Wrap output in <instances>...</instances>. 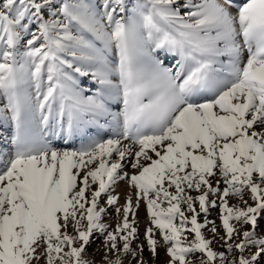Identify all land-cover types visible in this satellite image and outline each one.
<instances>
[{
	"label": "snow or ice",
	"instance_id": "snow-or-ice-1",
	"mask_svg": "<svg viewBox=\"0 0 264 264\" xmlns=\"http://www.w3.org/2000/svg\"><path fill=\"white\" fill-rule=\"evenodd\" d=\"M0 102V264H264V0H0Z\"/></svg>",
	"mask_w": 264,
	"mask_h": 264
},
{
	"label": "rangeland",
	"instance_id": "rangeland-1",
	"mask_svg": "<svg viewBox=\"0 0 264 264\" xmlns=\"http://www.w3.org/2000/svg\"><path fill=\"white\" fill-rule=\"evenodd\" d=\"M133 2H134V0H128L129 5H131ZM163 55H164L163 53H160L161 57H163ZM166 63H167V61H166ZM79 86L81 89L84 90V93H83L84 95L92 94V92L95 90V87H96V85L91 83L90 77H80L79 78ZM2 106H3V104H2V102H0V107H2ZM11 135H12L11 125L10 124H0V148H8L9 147L6 138H10ZM50 142L58 148L65 147L63 140L60 138L52 137ZM79 142H80V138L77 137L76 140L74 141V143L78 146ZM67 146L71 147L72 145L69 144ZM124 190H125L124 184L120 185V187L117 189V191L121 192V194L123 193ZM193 194H195V193H193ZM121 202H123V196L121 198ZM217 213H218V209L212 210L210 218L216 219ZM111 215H112V213L110 210L109 217L105 218V222H112L110 220ZM145 216H146L145 209L142 206L141 209L139 210V213H138V218H139V222H140L139 227H140L141 240L143 239V230L145 227ZM217 223H219L218 220H217ZM262 223H264V222H262ZM135 246L136 245L134 244L133 247L135 248ZM213 247L217 248L218 245L216 243H214ZM102 255H103L102 240L98 236H94L92 239V242L88 245V247L86 249L85 258H87L91 261H95L96 264H100ZM144 257L146 260L149 261V264H165V262H166V257L164 254V250L162 248L158 249V255L156 256L155 260L152 259L151 255L148 253L147 250H145V252H144ZM124 264H128L127 259H125Z\"/></svg>",
	"mask_w": 264,
	"mask_h": 264
},
{
	"label": "bare ground",
	"instance_id": "bare-ground-1",
	"mask_svg": "<svg viewBox=\"0 0 264 264\" xmlns=\"http://www.w3.org/2000/svg\"><path fill=\"white\" fill-rule=\"evenodd\" d=\"M122 185V184H121Z\"/></svg>",
	"mask_w": 264,
	"mask_h": 264
}]
</instances>
